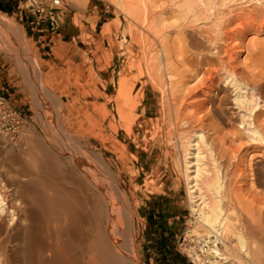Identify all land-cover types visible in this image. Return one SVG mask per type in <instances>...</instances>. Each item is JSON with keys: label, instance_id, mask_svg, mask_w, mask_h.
Wrapping results in <instances>:
<instances>
[{"label": "bare ground", "instance_id": "1", "mask_svg": "<svg viewBox=\"0 0 264 264\" xmlns=\"http://www.w3.org/2000/svg\"><path fill=\"white\" fill-rule=\"evenodd\" d=\"M69 1L75 2L76 0ZM129 1L128 3L124 1V3L130 6ZM227 1L229 0H179L177 11H173L178 12L177 16H180L182 21L184 20L181 26L185 27V21H188L187 17H193L195 20L205 17L211 20L213 17H210L217 9L216 5L220 3L219 5L223 6ZM58 2V0H54V4H58ZM143 6L140 7L139 13L131 11L138 14L136 17L139 16V21L135 19L136 17L134 20L140 22L139 30L141 31H138L140 34L137 33L140 38L137 35L139 39L134 42V45H137L136 63L134 64L137 73L124 75L123 71L112 72L108 70V67L94 71L91 76L94 87L92 86L85 104L83 103L84 106L79 109L89 118L91 139L95 144L83 142L78 140L79 138L74 140V134L71 135L68 132L57 136L55 134L51 136L50 132V135L46 132L49 136L45 133V136L37 135L34 136V139L29 137L31 138L28 141L30 143L27 142L28 145H23L25 149L19 148L18 152L9 150L0 154V264H139L134 228V217L137 213L136 204L128 195L130 193L123 189L121 180V172L129 166L130 161L127 154L131 145L135 140H140L142 152L146 155L152 151V147L160 137L167 140V142L165 141L166 145H170V131H173L172 128L171 130L167 129L169 123L166 119L170 116L171 109L175 117L179 119H175L176 132L182 129L179 128V124L182 123V126L188 124L190 119L199 113L195 112L202 111L203 105H207L211 115L216 119L226 120L227 109H224L226 106L223 105V100L217 92L200 96L202 102L199 104V101L196 100L197 93L205 89L199 87L200 89L194 92L189 90L187 93H180L182 95L175 94V91L171 89L176 86L172 84V76H175V73H171L175 70L172 68L171 71V66L170 69L168 68L170 53L166 48L168 46H165V36L162 37L163 29L166 27L163 26V29L159 27L158 21L160 20H156L162 12L149 11ZM129 9L131 10V7ZM156 12L159 13L157 18ZM134 13L131 15L135 16ZM244 18L243 16L242 19L244 20ZM238 20H241L240 16L228 18L227 24L224 26L221 25V21L219 25L216 24L215 27H217L211 30L215 36L213 37L211 34L212 37L208 38V47L206 44L205 49L203 45L201 46L199 42L188 38L189 35L186 34L189 41L186 42L188 46L185 45L184 48L189 47L188 49L192 51V53L189 51L190 54H188L190 61L202 63L209 59V54L214 53L215 56L219 54L218 46L223 43V40L231 43L241 35V29L247 22H237ZM251 20L253 19L251 18ZM233 21L237 23L232 25ZM253 21L255 22V20ZM181 29L186 31L185 28ZM218 39H222V43L219 42L220 45L216 43ZM109 44H111L110 39ZM132 50H134V46H132ZM121 53L122 51L119 50L117 55L111 58V65H118V56ZM180 54L182 53L180 52ZM185 57L188 58L186 55ZM183 59L180 60L183 62ZM125 62L128 61L125 60ZM226 67L224 66V69ZM228 73L225 77H231L229 83L232 86L231 92H234L233 105L238 109V113H236L237 125L242 126V130L245 131L249 139L264 142V128H259L254 124L257 113H264V96H262L264 94L261 95L264 93V78L261 81L255 80V77L252 78L254 79L252 81L251 77L249 80L243 78L240 80L232 72ZM253 75L255 74L253 73ZM212 77H214L212 74L208 76L210 80ZM125 79H132L138 83L134 93L132 91L126 93V90L123 89ZM210 83L213 82L210 81ZM166 87H168L169 94H167L170 95V98L168 95L165 96ZM206 87L209 89L211 85L208 84ZM197 88L195 87V89ZM185 89L187 88L182 90L185 91ZM157 92L163 97L161 98L163 102L159 106L158 118L148 119L147 115L150 112L154 113L156 102L154 103L153 97ZM203 93H206V90ZM42 94L45 98L47 97L40 91V95L38 93L35 95L36 100L42 98ZM148 95L151 97H147ZM57 97L63 101L61 95ZM64 105H62L61 111L64 110L66 106ZM201 106L202 109H200ZM44 107L49 111V114L56 116L55 120L58 125L65 126L68 123L69 117L64 116L65 113L69 114L68 109L65 108V113L58 109L60 114H54L52 105L46 103ZM182 108H191L195 114L187 116L189 115L188 111L185 115L187 117L181 118ZM186 110L181 113L185 114ZM7 115L11 119L17 117L12 110H9ZM164 116L165 119H163ZM188 117H191L189 121ZM195 118L197 119V116ZM63 131L65 130L63 129ZM188 131L189 135L185 141H183V137H180L182 135L180 132L178 134L180 136L175 135V137L178 136L179 139H182L178 146L181 148L179 161L185 179L182 180L185 182L187 203L194 216L195 224L202 227L204 231L203 236H198L199 241L203 242L202 246L191 252L192 260L195 264H246L247 261L253 263L251 257L255 254L256 257H253L256 259L254 260L259 262L258 264H264V253H262L264 252V238L257 235L258 231L262 230L260 227L264 226L262 225L264 223L258 222L259 225H262L260 227H255L258 226L256 222L254 227H251L248 221L240 223L242 219L237 214L238 209L236 211L233 205H230L233 194L224 168L225 165L223 166V163H220L216 156L212 155L213 153L209 150L210 145L208 144V147L204 142L205 137L202 130L191 129ZM82 134L86 137L84 132ZM97 144L100 146L97 147ZM166 145L165 148L168 146ZM89 147L91 151L88 156L87 151L84 150ZM106 150L113 152L117 160L106 158L104 153ZM177 166L179 165L177 164ZM170 174L174 176V172ZM250 175L252 177L250 184L264 191V166L256 168L254 174ZM177 181L179 180L177 179ZM251 228L254 229L255 235L249 238L247 233L251 232Z\"/></svg>", "mask_w": 264, "mask_h": 264}, {"label": "rangeland", "instance_id": "2", "mask_svg": "<svg viewBox=\"0 0 264 264\" xmlns=\"http://www.w3.org/2000/svg\"><path fill=\"white\" fill-rule=\"evenodd\" d=\"M58 1V4H54V0H0V154L9 150L18 152L24 144L26 146L30 143L28 141L32 137L34 139V136L37 135L45 136L46 132H50L51 136L54 134L55 136L64 135V132H68L71 135L74 134V140L79 138L78 140L83 142L95 144L91 139L89 118L79 109L84 106L83 103L85 104L89 92L94 87L91 79L94 71L108 67V70L112 72L123 71L124 75L137 73L136 67H134L137 45H134V42L140 38L139 32L141 31L139 30L140 22L138 23L139 16L136 17L138 14L134 12L136 15L132 16L131 11H138L137 13H139L140 7L144 5L143 8H148L149 11L162 12L161 14L157 12L154 14L157 15L156 18L159 14L156 19L157 21L160 20L158 26L162 29L166 27L163 29L165 34L163 33L162 37L165 36V46H168L166 48L171 54L168 58L171 65L169 64L168 68L171 66L169 69L175 70L171 72L175 73V76H172V81L175 80V84L171 82L176 86L172 85L174 88L171 87V89L178 95L187 93L189 90L194 92L200 88L205 89L206 93H203L205 90L197 93L196 100L199 101V104L202 102L200 96L217 92L223 100V105L226 106L223 107L225 110L227 109L225 118L228 120L221 121L213 117L207 105H203V109L202 106L200 107L202 111L195 112H199V115H194L195 113L191 108H186L187 110L182 108L181 112L186 111L185 114L183 113L184 115L180 112L181 118L185 117L188 111L189 115L187 116L193 114L194 117H188V121L191 118L189 125L183 124L182 126V123L179 124V128L182 129L176 132L174 126L176 120L179 119L175 117L171 109L170 116L166 119L169 123L167 129L171 130L172 128L173 131H170V145L167 144V146V140L160 137L152 147V151L147 155L142 152L140 140H135L134 144L131 145L127 154L130 161L129 166L123 170L126 173L121 172V180L123 189L130 193L127 194L136 204L138 213L135 215L136 218L134 217V228L139 264H195L191 252L198 250L203 243L198 239V236L204 234L203 228L195 224L194 216L187 203L186 187L183 181L185 179L179 161L181 156V148L178 147L181 139L178 137L180 136L178 135L179 132L182 134L180 137H183L182 139L185 141L189 135L188 130H202L205 137L204 142L208 147L209 145L212 147H209L212 155L216 156V159L223 163V166L225 165L224 168L233 194L230 205H233L235 210L238 209L237 214L242 219L240 223L248 221L251 227L256 223L258 226L255 227L264 225L262 224L264 223V191L250 184L252 178L250 174H254L256 168L264 166V144H262L264 142L249 139L245 131L242 130V126L237 125L236 113H238V109L233 105L234 92H231L232 86L229 83L231 77H225L230 71L240 80L242 78L249 80L251 77V81L254 79L261 81L264 78V23H262L264 22V0H229L223 6L219 3L216 5L218 11L216 9L210 17H213V20L199 17L200 19L198 18L196 21L190 16L191 18L187 17L188 21H185V27L181 26L184 20L182 21L180 16H177L178 12H174L177 11L179 0ZM124 1L127 3L129 1L130 6ZM123 3L127 5V9L131 7V10H127ZM128 14L129 16H126ZM237 16L241 17L240 21L247 22L241 29L242 33L237 37L238 39L236 38L231 43L224 40L222 43V39H218L216 43L218 45L222 43L220 46L217 45L219 54L216 56L214 53V55L209 54V59L202 61V63L190 61L188 54L192 51L188 49L189 47L184 48L186 42L189 41L186 34L189 35L188 38L199 42L205 49L206 44L208 47V38L215 36L211 32L213 28L217 27L215 25L222 22L221 25L224 26L227 24L228 18ZM243 16L245 17L244 20L242 19ZM134 17L138 21L134 20ZM134 22L139 25L137 24V26ZM237 22L233 21L232 25ZM181 28H185L186 31ZM109 39L111 44H109ZM132 46H134V50H132ZM119 50L122 51V55L118 56V65H111V58L116 56ZM221 52L223 53L221 54ZM184 57L186 60L183 59ZM181 58L184 60L183 62L180 60ZM185 61L186 64H184ZM224 66H227L228 69H224ZM215 69H217L216 72ZM211 74L214 76L212 80L208 78ZM210 81L213 83L211 84ZM200 83L201 85H199ZM208 84L211 85L210 90L206 87ZM194 86L198 88L195 89ZM137 87L138 83L132 79H125L123 89L126 90V93L129 91L134 93ZM167 88H165L166 97L169 94ZM184 88L187 89L183 91ZM177 89L180 90L176 91ZM40 91L45 93L47 97L45 98L42 94V98L36 100L35 95L36 93L40 95ZM60 95L63 101L57 97ZM178 95L176 96L178 97ZM160 96L159 92L155 93L153 101L156 102V107L152 113L154 115L150 112L147 115L148 119L158 118L159 106L163 102V99L161 100L163 97ZM168 96L170 98V95ZM147 97H151V95ZM46 103L52 105L54 114L59 113L58 109L62 113L68 109L69 114H64V116L69 117L65 126L58 125L55 120L56 116L48 113L49 111L44 107ZM63 104L66 106L64 105V110L61 111ZM9 110L17 111L21 117V124L16 131L11 128V118L7 115ZM76 119L77 121H75ZM254 124L259 128H264V113H257ZM260 124L262 125L260 126ZM63 129L65 131L62 132ZM83 132L86 137L82 134ZM175 135H178L177 138ZM99 146L97 144V147ZM84 151H87L86 154L89 156L91 149L89 147ZM104 153L106 158L117 160L113 152L106 150ZM171 172H174V176H171ZM136 186L139 188L138 190ZM131 187L133 188L131 189ZM258 222L262 225H259ZM262 227H260L262 230H259L257 235L264 238V228ZM254 235V229L251 228V232L247 233V236L250 238ZM253 256L256 257V255L251 257L253 263L247 261L246 264L257 263Z\"/></svg>", "mask_w": 264, "mask_h": 264}, {"label": "built area", "instance_id": "3", "mask_svg": "<svg viewBox=\"0 0 264 264\" xmlns=\"http://www.w3.org/2000/svg\"><path fill=\"white\" fill-rule=\"evenodd\" d=\"M12 112L13 114H16L17 117H14V119H11L10 124H11L12 130L16 131L18 129V126L21 124V117L17 111L12 110Z\"/></svg>", "mask_w": 264, "mask_h": 264}]
</instances>
